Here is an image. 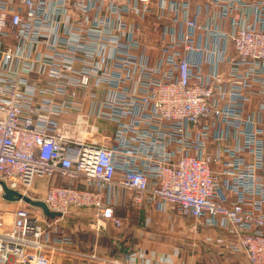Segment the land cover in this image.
Returning a JSON list of instances; mask_svg holds the SVG:
<instances>
[{"label": "built area", "instance_id": "2783aa9c", "mask_svg": "<svg viewBox=\"0 0 264 264\" xmlns=\"http://www.w3.org/2000/svg\"><path fill=\"white\" fill-rule=\"evenodd\" d=\"M56 176L41 200L61 216H0V264H171L84 253L59 231L71 208L120 227L119 191L264 264V0H0V195Z\"/></svg>", "mask_w": 264, "mask_h": 264}, {"label": "rangeland", "instance_id": "374dc122", "mask_svg": "<svg viewBox=\"0 0 264 264\" xmlns=\"http://www.w3.org/2000/svg\"><path fill=\"white\" fill-rule=\"evenodd\" d=\"M147 39V42H155L154 33L150 37L147 35ZM74 117L75 116L72 117L71 115L64 114L60 117L59 124L62 125L64 122L73 121ZM60 183L67 184L66 181H60ZM46 186V179L38 178L31 187V190L27 191L26 195L33 199L41 200ZM129 197V204L123 205L119 203L115 205L117 207L118 213L121 214L123 222L120 227H116L114 229L115 232L114 237L111 238L112 241L107 239V237L103 235L99 229L93 226L95 223L93 213L88 209L71 208L65 214L63 219L58 220L57 224L60 225V227H63L66 230L65 232L73 239L84 235L85 241H88L89 243L92 240V237H94V239H96L95 242L100 244L99 248L103 251H109L111 249L115 250L119 246L125 247L127 249L132 248L144 243V237H147L146 242H148V240H150L148 235L155 231L153 228L158 226V224H156L154 221L150 224H146L144 221V210L134 206L131 203V195ZM9 202V200L3 197V194L0 195V216L7 224L11 222V215L7 213L5 209V206ZM13 206L26 207L34 213L41 212L39 208L31 206L24 201L15 202ZM80 224L86 227L80 229ZM165 226L166 227L162 228L163 230L166 229L167 234L162 240L165 239L170 241L171 236V240L173 243L179 246V249L182 253L188 254L195 259H199L198 261H203L205 263L207 262L209 264H217V261L211 260L218 255L219 248L211 245V243L203 241L204 235L207 234L208 231L200 229L197 225L195 226L194 220H192L190 217L173 215V217L169 219V222H167ZM162 228H160V230H162ZM139 229L144 233V236L142 237V234H140L138 238L136 234L137 230Z\"/></svg>", "mask_w": 264, "mask_h": 264}, {"label": "crops", "instance_id": "0c3cea01", "mask_svg": "<svg viewBox=\"0 0 264 264\" xmlns=\"http://www.w3.org/2000/svg\"><path fill=\"white\" fill-rule=\"evenodd\" d=\"M202 0H193V2H200ZM247 1H252V0H247ZM250 21L253 20V17L249 15L248 18ZM148 25L144 26V30H146V34L149 35V37L153 34H151L150 30L148 29ZM223 28L224 29H228V23H224L223 24ZM229 51L231 52V49L229 48ZM148 55L150 56V58H154L158 55V50L156 48H150L147 50ZM222 68V66H221ZM71 116H75L73 114H71ZM99 126H103L106 130V132H111L113 125L111 123H102V122H98ZM60 181H64L62 179H60L58 176H56L55 178L51 179V180H46V184L49 185L50 183L52 184H62L60 183ZM129 193L126 191H119V195L116 199L117 204H123V205H127L130 202V197H129ZM15 202L14 201H10L6 206L5 209L7 211H10L11 209H13L15 206H13ZM116 204V205H117ZM143 209V208H141ZM144 210V221L146 223V217H150L151 218V222H156V224H158V226H155L153 229H155V231L151 234H149L148 236L150 237L148 240V242H146V238L144 237V243L134 246L132 248H128L127 251H124L121 249V247L119 246L118 248H116L115 250L111 249L109 251H103L102 249H100V244H98L97 242H95L96 239H94V237H92V233H91V237L92 240L88 243V241H85V236L81 235L76 239H73L69 234H67L65 231V229L63 227H60V225H58V229L61 233H65L67 235H69L72 239H73V249L84 252V253H91V252H95L97 255L101 256V257H110V258H118L123 260L126 255L128 253H130L131 251H133L134 249L137 248H143L146 251L152 253V261L153 262H157V260L159 259L160 256H165V255H170L172 258L171 264H209V263H205L203 261H198L199 259H195L194 257H191L188 254H184L180 251L179 246L176 245L175 243H173V241L171 240V236H170V241L169 240H162L163 237L166 236V229L163 230L162 227H166L165 224H167V222H169V219H171L173 217V214H167V213H160L157 211H151L148 212L147 210ZM8 213V212H7ZM114 213L116 216L121 217V214L118 213L117 211V207L115 206L114 209ZM192 219V218H191ZM123 220V219H122ZM193 220V219H192ZM151 222H148L146 224H150ZM94 227H96L95 223L93 225ZM86 226L80 224V229L84 228ZM97 229L100 230V232L105 235L107 237V239H109L110 241H112L111 238L114 237V232H115V228L116 226L113 225L110 221L105 220L102 221L99 225V227H96ZM160 228H162V230H160ZM199 228L204 230V231H208L207 234L204 235L203 241H205V237L206 236H221V237H225L226 235L224 233V231L220 228L217 227H208L206 225H199ZM140 234H142L141 236L143 237L144 233L141 232V230H137V237L139 238ZM229 238V243H233L232 245L235 244V240L232 239L231 237H227ZM207 243H211V245H214L216 247L219 248L218 251V255L215 256L214 258H212L211 261H217V264H248V260L246 257V254L244 253V251H237V250H233V248H224L222 246L216 245L212 242H207ZM231 245V246H232ZM99 248V249H98ZM120 248V249H119ZM125 248V247H124ZM175 251H177L176 253H174ZM210 259V258H209ZM51 264H78V261L73 258L72 256H66V255H62V254H57L53 257L52 259V263ZM213 264V263H212Z\"/></svg>", "mask_w": 264, "mask_h": 264}, {"label": "water", "instance_id": "95a60500", "mask_svg": "<svg viewBox=\"0 0 264 264\" xmlns=\"http://www.w3.org/2000/svg\"><path fill=\"white\" fill-rule=\"evenodd\" d=\"M2 186H3V197L5 199L9 201H19V200L24 201L25 203L31 206L39 208L42 211V213L50 219H54L55 217L61 216L60 212L49 210V208L47 207L46 203L43 200L33 199L25 194L9 189L8 187H6L5 184H2Z\"/></svg>", "mask_w": 264, "mask_h": 264}, {"label": "trees", "instance_id": "16d2710c", "mask_svg": "<svg viewBox=\"0 0 264 264\" xmlns=\"http://www.w3.org/2000/svg\"><path fill=\"white\" fill-rule=\"evenodd\" d=\"M122 250L127 251V248L121 247Z\"/></svg>", "mask_w": 264, "mask_h": 264}]
</instances>
